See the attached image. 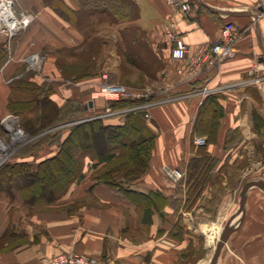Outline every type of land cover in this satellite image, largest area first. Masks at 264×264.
I'll use <instances>...</instances> for the list:
<instances>
[{"label":"crops","instance_id":"obj_1","mask_svg":"<svg viewBox=\"0 0 264 264\" xmlns=\"http://www.w3.org/2000/svg\"><path fill=\"white\" fill-rule=\"evenodd\" d=\"M17 1L34 9L37 19L10 47L0 36V43L8 48L0 68L1 121L12 115L8 110L11 84L26 73L27 59L34 56L43 54L50 64L48 77L36 74L35 78L54 87L51 99L59 106L97 89L99 85H91L99 76H89L78 94V85L62 79L61 71L51 65L50 52L84 48L87 39L102 31L115 32L111 35L116 44L122 42L130 62L159 65L155 78L168 90L153 94L156 101L168 102L152 107L149 119L143 116L156 138L149 169L141 178L123 187L98 184L90 177L76 179L53 200L33 196L31 187L0 186V264H41L43 258L70 252L108 264H194V253L203 249L204 232L211 227L208 223L220 225L224 214L231 216L227 226L240 211L244 187L264 184V4L260 8L259 0H190L188 20L165 0H131L138 7L134 22H106L84 32L45 7L42 0ZM63 1L68 8L79 10V0ZM170 22L176 24L190 55L218 41L222 27L234 23L243 35L236 45V57L225 61L213 76L183 82L165 34ZM253 77L262 78L261 83L244 84ZM204 87L217 92L204 98L197 94ZM216 103L220 106L217 117L212 114ZM107 107L105 101L97 100L89 110L98 115ZM90 120L96 118L79 123ZM101 120L122 126L126 114ZM213 120L216 132L203 134L208 138L205 146L195 145L198 125ZM68 125L75 124L56 129ZM67 136L62 133L61 142ZM58 153L54 145L36 155L23 153L8 163L39 164ZM166 166L184 172V178L174 182L163 171ZM220 191L225 200L217 211L215 195ZM244 209L217 264H264V191L251 187Z\"/></svg>","mask_w":264,"mask_h":264},{"label":"trees","instance_id":"obj_2","mask_svg":"<svg viewBox=\"0 0 264 264\" xmlns=\"http://www.w3.org/2000/svg\"><path fill=\"white\" fill-rule=\"evenodd\" d=\"M59 4H61V10L55 6L50 7L71 26L84 30V32L90 27L106 22L111 24L131 23L138 17V7L131 0H79V10L77 11L68 8L63 0H60ZM128 31L126 30V32ZM95 43L100 44L96 37L91 40L87 39L86 47L89 48ZM76 50L78 48L65 49L73 55L77 54ZM7 51V47L0 43V68L6 62ZM58 70L62 72L63 78L62 68L59 67ZM35 77V74H25L11 84L8 110L20 119L21 127L29 137H38L44 133L35 142L29 144V147L26 146L28 148L26 153L36 155L44 148L54 145L59 147V153L54 158L46 159L39 164H35V162L14 165L6 163L0 167V186H16L20 190L31 187L33 196L53 200L76 179L79 181L90 177L93 182L98 184L123 187L124 184L141 178L148 171L156 135L146 125L144 112L126 113V122L122 126L106 125L101 119L79 123L95 118L97 115L91 113L88 109L89 105L80 103L79 99L67 100L64 105L59 106L51 99L54 87L41 83L40 78L38 77L37 80ZM137 104L134 101L108 102L107 108L120 111L135 107ZM212 112L213 116L219 115L220 106L218 103L214 105ZM83 114L86 116L83 117ZM77 121L78 123H74L75 125L71 127L56 129ZM205 123H210L207 125L211 126L212 134L214 131L216 132L217 125L214 120L205 121ZM92 127L113 135V141L117 140L118 142L108 145V147H106L107 144L102 145L103 149L95 150L76 142V137L86 139L89 135L85 130ZM204 129L203 124L198 125V131ZM50 130L53 131L45 133ZM66 130L68 136L61 142V135ZM0 132L3 133L1 120ZM64 162L67 170L65 166L62 167L64 171L55 183L51 181V189H47L43 180L37 182L45 171ZM9 175L14 177L8 178ZM38 191H41L43 196H38Z\"/></svg>","mask_w":264,"mask_h":264},{"label":"rangeland","instance_id":"obj_3","mask_svg":"<svg viewBox=\"0 0 264 264\" xmlns=\"http://www.w3.org/2000/svg\"><path fill=\"white\" fill-rule=\"evenodd\" d=\"M12 1L15 2V8L13 9V15L15 16L16 21L18 23H22L23 20L26 18H29L31 20L30 25H28L27 28L23 29L15 37L16 39H19L24 35V33L27 32V30L32 26V24L37 19V12L34 9L25 8L17 0H12ZM42 2H43L45 7L51 8L50 6H53V7L55 6V8H59L61 10V4H59L60 0H42ZM0 3H1V0H0ZM97 26L100 27L101 25H97ZM96 34L97 35L95 37L100 44L95 43L94 45H92L89 48L88 47L78 48V50H76L77 54H75V55H73L69 51H65V50H61V51L53 50L52 52H50V56H51L50 61L54 62V63H51V65L56 66L57 69L59 67L62 68L63 75H64V77L62 79H64L65 81H68L71 85H78V94L81 92L79 90V87H81L80 86L81 83L85 82L84 80H87V78H89V75L94 77V78L96 76H99L97 78L99 80L96 83L92 84L91 86H94V85L97 86V85L101 84L104 81L103 76H106L107 80L109 82H111L112 84L117 85V86H121V87H125L127 89L132 90V91L141 90V91H148V92H151L154 94H156V93L161 94V93H165L168 90V88L166 87V85L164 83L163 84L160 83L155 78L156 73L159 70L158 64L149 62L150 64L141 65V63L134 64V63L130 62V59H127L126 54H124V47L122 45V42H121V44L118 45V44H116L115 39L112 37L111 34H115L114 31H110L109 33H107L106 31H102V32H99ZM103 42H108V46H105V45L103 46L102 45ZM132 47L135 48V46H132ZM7 50H8V48H7ZM110 55H113L114 58L111 57ZM40 60H41L40 66H34V65L32 66V64L29 63L27 68H26L25 74H27V75H33V74L36 75L37 74V76H40V77L47 76L48 75L47 74V66H50V64H48L45 57H43V54L40 57ZM39 63H40V61L39 62L37 61L35 63V65H37V64L39 65ZM37 67H39V69H35ZM139 67L140 68L144 67V70L138 69ZM60 73H62V72H60ZM178 75L183 82L191 80V77L188 75H183L180 73H178ZM40 82L43 84L46 83L47 85L49 84L46 81L42 82L40 80ZM92 91H93V88H92ZM78 99H79L78 101L80 103L88 106L89 101L91 102V94L88 96V92H86V93L83 92L81 94V98H79V95H78ZM169 99H171V98H169ZM165 100H167V99H165ZM89 107H88V109H90ZM103 112H105V111H103ZM99 113H102V112L100 111ZM12 116H15V115L12 114ZM82 116L84 117L86 115L83 114ZM15 117H17V116H15ZM19 121H20V119H19ZM73 123H78V121L73 122ZM73 123H70V124H73ZM146 124H150V123H146ZM200 124L201 125L203 124L205 129L203 131L199 132L198 137L200 139L205 140L206 144H207L208 138L206 136H203V134H206V135H208L210 133L212 134L211 126L207 125L210 123H200ZM20 125H21V122H20ZM1 126H2V124H1ZM71 126H73V125H68L66 127H71ZM2 129H3V133L0 132V136L5 137L4 128L2 127ZM23 131H24V129H23ZM85 131L88 132L89 136L86 139L76 137V142H78L79 144H82V145H86L89 149H93V150L98 149V148L103 149L104 147L102 145L107 144L106 147H108V145L110 146V145H113L116 142H118L117 140L113 141V139H112L113 135L102 132L99 130V128L92 127V128L85 130ZM66 132H67V130L65 131V133ZM37 138H39V136L33 137V138L29 137V139L32 140V142H30V144L35 142ZM7 140L10 141V138H7ZM200 147H203V146H200ZM27 151H28V148L24 147V148L20 149L19 151H17L11 159H13L14 157L19 156L23 153H26ZM64 166H65V169L67 170L65 162L59 166H56L55 168L54 167L50 168L49 170L44 172L43 176L37 182H41L43 180L44 183L46 184L47 189H51V186H52L51 181H53L54 183L56 182L57 178L64 171L63 170L64 168H62ZM12 176L13 175H9L7 177L10 178ZM52 178H53V180H52ZM246 178H249V177H245V179ZM236 180L238 182L236 187L238 188L241 186V183H239L240 177L237 176ZM41 193H42L41 191H38L37 195L43 196ZM222 196H223V192H221V191L217 192L215 195L214 204H215V209L217 211L220 210L219 206H222V202H224V200H225V199H223ZM221 208H223V207H221ZM221 212H223V210ZM224 216L225 215L223 214L221 217L222 218L221 222L222 221H224V222H222L220 225H218L216 223H208V225H210L211 227L206 228V230L204 232L205 236H204L203 243L201 245V247L203 249L200 252L197 250L194 253L195 254L194 264H208L209 263L210 257L213 254L214 249H215L217 243L219 242L221 234L226 227V223L231 217V216L230 217H228V216L224 217ZM211 238H212V240H211ZM69 254L72 255L73 257H75L77 260L83 261L87 264H108L105 261L99 260V259L94 258V257L87 256V255L76 254L74 252H70ZM41 264H45V258L41 259Z\"/></svg>","mask_w":264,"mask_h":264},{"label":"built area","instance_id":"obj_4","mask_svg":"<svg viewBox=\"0 0 264 264\" xmlns=\"http://www.w3.org/2000/svg\"><path fill=\"white\" fill-rule=\"evenodd\" d=\"M7 0H1L0 6ZM165 2L179 11L185 19L191 18L192 5L190 0H165ZM264 0H259L258 6L263 7ZM31 20L26 18L22 23H18L15 18L14 23H9L6 18L0 12V35H4L7 46H11V41L25 28L30 25ZM12 24V26H10ZM17 28V29H15ZM165 34L168 41L172 44L171 57L174 61L179 63L178 73L188 75L191 80L197 79L203 76H213L219 70L221 65L230 59H233L237 55L236 45L242 39L241 31L232 22L226 23L220 33L218 41L200 46L197 51L190 55L189 48L186 45L182 35L177 29L174 22L167 23L165 26ZM32 58L27 59V62L32 64ZM41 60L39 65L40 66ZM33 66V64H32ZM39 69V67L35 68ZM253 76V71L250 73ZM104 81L99 84L97 89L91 93V101L103 100L108 102H121V101H134L138 104L127 110L113 111L107 108L105 112L99 113L96 119H105L108 117H114L128 112L142 111L145 113V118L149 119V111L152 107L166 103L168 101H156L153 93L148 91H132L125 87L117 86L107 80L106 76H103ZM262 78H255L246 81L245 85H259ZM217 90L204 87L197 93L198 95L206 98L213 95ZM14 121L15 123L12 124ZM4 128L5 137L0 136V167L8 163L13 155L20 149L26 147L31 139L25 134L21 128L18 117L8 115L1 122ZM17 132L21 136H17ZM10 138V141L7 140ZM195 145L205 146L206 141L196 137L194 140ZM165 174L174 182H178L184 178V172L173 169L169 166L163 168ZM45 264H87L83 261L77 260L70 254H60L48 259H45Z\"/></svg>","mask_w":264,"mask_h":264},{"label":"water","instance_id":"obj_5","mask_svg":"<svg viewBox=\"0 0 264 264\" xmlns=\"http://www.w3.org/2000/svg\"><path fill=\"white\" fill-rule=\"evenodd\" d=\"M93 105H94V102L91 101L89 103V106L92 108ZM253 186H256L259 189H261L262 191H264V184L263 183H248L244 187V189L241 193V196H240V202H241L240 211H239L238 215L225 227L224 231L222 232L211 264H217V261H218L220 254H221L222 249L226 245L231 234L234 232V230L237 226V223L240 221V219L244 215L246 195H247L248 190Z\"/></svg>","mask_w":264,"mask_h":264},{"label":"bare ground","instance_id":"obj_6","mask_svg":"<svg viewBox=\"0 0 264 264\" xmlns=\"http://www.w3.org/2000/svg\"><path fill=\"white\" fill-rule=\"evenodd\" d=\"M27 1L28 0H26V2ZM14 8H15V2L12 1V0H9V1L7 0L0 6V12L3 14V16L6 18V21L9 22V23H14L15 22V16L13 15V9ZM10 26H12V24H10ZM15 29H17V28H15ZM37 61L38 62L40 61V56L32 57L31 62H32L33 65H35V63ZM10 122H12V120H10ZM13 123H15V122L13 121L12 124ZM16 135L17 136H21L19 132H17ZM237 225H238V223H237Z\"/></svg>","mask_w":264,"mask_h":264}]
</instances>
